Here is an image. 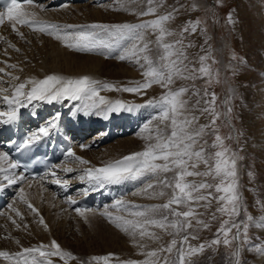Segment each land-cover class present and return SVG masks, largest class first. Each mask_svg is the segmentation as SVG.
I'll return each mask as SVG.
<instances>
[{"label": "snow or ice", "instance_id": "snow-or-ice-1", "mask_svg": "<svg viewBox=\"0 0 264 264\" xmlns=\"http://www.w3.org/2000/svg\"><path fill=\"white\" fill-rule=\"evenodd\" d=\"M140 2L141 0H115L116 6L113 10L127 11L139 16L152 15L156 18L141 23L59 25L39 19L37 12L26 10L18 0H11L6 9L0 11V25L7 21L11 25L12 31L21 38H24V33L19 30L18 25L27 26L33 31L53 36L56 40L61 41L64 47L73 51L97 52L106 55V57L115 51L117 52L116 58L121 61L135 58L139 63L143 59L147 68L143 72L144 82H134L133 86L128 87H117L87 75L66 77L59 74H49L42 79L28 78L22 82L10 84L9 87L0 86V103L6 105V110H0V125H11L17 122L21 109L32 105L34 101L48 104L79 101L77 111L85 116L95 114L106 117L114 112H132L142 107L156 109L155 115L144 125V130L148 132V135L142 137L147 141L142 151L125 155L121 159L106 161L99 167L92 166L90 160L77 155L71 147L65 151V156L71 158L69 162L78 163L81 166L79 180L86 182L92 190L103 189L108 185L141 182L143 187L133 195L143 194L148 198H162L168 195L166 190L171 192L168 200L163 204L145 206L132 203L121 197L110 206L115 212L109 211L107 207L99 212V215L105 217L117 229L132 237L134 245L140 249L139 255L144 257L141 260H121L118 261V264H192L193 256L203 254L207 248L217 249L221 244L231 250L228 260L232 261L234 258V264H242L241 254L245 248L259 257H264V242L253 243L249 236L250 227L264 229V217L254 218L242 205L237 178V160L241 157L225 143L226 139H236L239 142V136L242 133L237 132L235 137L231 135L223 137L219 134L216 124L221 116L216 105L218 97L215 92L210 93L207 88L204 90L203 97L209 98L204 100L206 107L201 109V112L209 113L212 119L209 124L196 127L198 117L187 113V101L183 99L189 89L181 87L173 90L171 87L176 79L194 81L207 78L206 83L210 85L215 77V82H220L218 70L213 73L211 66L207 63L209 59H212L213 63L216 62L210 56L211 46L208 45V39H205L208 51L199 57V68L195 66V63L189 61L186 51L187 48L194 47V45L190 41L185 43V34L195 35L198 30L201 34H206V22L200 18L187 21L178 33L179 39L169 42L167 38L177 35V33L170 30L167 24L174 20L176 14L185 6L173 7L172 11L157 15L159 9L163 7L162 0H146L145 11H138L136 8L130 7L131 4ZM220 2L221 0H216L217 4ZM25 3L32 6L33 0H25ZM200 7L197 0H193L190 10L197 11ZM228 22L235 23L231 12L228 13ZM202 25L204 26L202 27ZM149 31L156 36L155 41L146 40V33ZM150 44H155L161 50L158 62L146 55L151 51ZM10 47L19 51L14 44H10ZM201 50L205 51L204 46H201ZM7 66L13 69L17 67L15 64ZM140 66L145 67L144 64ZM0 74H3L0 76V84L7 83L4 79L5 76L13 81L20 80L19 76H13L6 72L5 68H0ZM233 74H235V69H233ZM153 85H160L167 91L159 100H149L146 105L127 104L122 100L112 101L100 94L104 90L146 94V90ZM231 91L232 95L224 101L225 112L223 113L229 119L233 112L231 101L235 95V91ZM194 94L200 95L199 92ZM59 119L60 114L57 113L52 120L48 121L47 126L40 127L37 132L27 136L19 143L17 150L30 149L41 137L49 136L50 129L57 127ZM151 120H159L164 124V129L157 126L155 135H153V129L149 128ZM169 128L171 129L170 133L165 131ZM209 128L212 129L215 136L210 147L216 151L212 153H207L204 147L207 141L203 139ZM80 147L87 149L90 145L82 144ZM201 163L206 167L203 172L197 171ZM19 168L18 161H12L8 153L0 152V191L4 187L24 183H27L29 188L32 187V183L26 175L16 173L15 170ZM58 171L68 174L77 171V169L68 166L62 168L53 166L49 173L53 178L52 183L66 187L69 180L59 176ZM168 173L173 175L169 177ZM209 176L218 179L219 182L210 184L205 180L196 183L187 179L188 177ZM158 187L161 189L160 191L155 190ZM211 189H214V192L219 195H214L213 191H210ZM17 198L39 217V223L47 229V223L39 214V210L30 202L29 193L23 186L19 188ZM213 199L221 205L217 211L221 215H226L228 219L222 221L220 228L217 229L215 239L207 243L192 245L191 240L199 239L195 235L196 226L199 225L203 229L210 227L208 223L198 219L200 213L197 206L208 207ZM201 202L204 204L201 205ZM67 203L75 205L77 201L68 197ZM8 207L23 220V214L13 204H9ZM181 207L186 210H180ZM260 207L264 209V204H260ZM74 210L85 221L88 220L89 213L96 214L91 209L81 207H76ZM242 210L245 213V219L237 220ZM2 214L0 213V215ZM212 218L216 219V215L213 214ZM9 219L16 228L21 227V224L17 223L15 219L11 217ZM24 227L28 226L25 224ZM153 229H159L173 236V239L167 246L162 245L149 250L148 245L141 241L148 239L158 242L161 240V236ZM234 229L235 232H233ZM16 243L20 244V241L16 240ZM234 244L235 248H233ZM174 251L177 254L176 259L170 260L169 257ZM53 258H59L63 264L78 260L72 252L62 249L55 240H52L50 244L41 243L32 247L21 246V250L15 253L0 250V259L9 262V264H56ZM113 259V254L96 255L87 262L78 261V264H112Z\"/></svg>", "mask_w": 264, "mask_h": 264}, {"label": "rangeland", "instance_id": "rangeland-1", "mask_svg": "<svg viewBox=\"0 0 264 264\" xmlns=\"http://www.w3.org/2000/svg\"><path fill=\"white\" fill-rule=\"evenodd\" d=\"M46 1L47 2L39 1L35 5L33 4L32 6L28 5L27 7H24L26 10L33 11L37 7L41 8V6H37L38 4H41L43 5L42 9H44V5L49 2L48 0ZM96 1L89 0V3L67 2L59 7L47 6L51 13L56 12L55 16H52L53 19L43 16L38 18L59 25H89L93 23H99L68 22V20H78L76 19V16L79 14L78 10L86 11V8L92 9L93 7L96 8L106 6L107 10L112 12L113 8L116 6L115 0H107L103 3ZM162 3L163 7L159 9L157 15L166 14L172 11L173 7L179 8L180 5L185 6V8H181L176 14V18L167 24V27L170 30L177 33V35L167 38L169 42L179 39L178 33L187 21L200 18L206 22V34H201L199 30L195 35L185 34V43L190 41L194 45V47L187 48L186 51L189 61L195 63V66L199 68V57L206 54V51H208V45H210V56L213 57L216 62L213 63L212 59H209L207 63L211 66L213 73L218 70L220 82L216 83L215 77L213 78V82L210 85L206 83L207 78L196 79L194 81L176 79L175 83L171 87L173 90H177L181 87H186L189 89L183 99L187 101V113L189 115L198 117V124L195 125L196 127H199L200 125H207L212 119L209 113L201 112V109L206 107L204 100L209 98L203 97L204 90L207 88L210 93L215 92L216 96L218 97L216 101L217 111L221 113L220 118L216 121V124L219 128V134L223 137H228L230 135L235 137L237 132L242 133V135L239 136V142H237L236 139H226L225 141V143L230 146L233 151H236L239 157H241L237 160V178L239 184L238 192L241 197V203L247 208V212L250 213L254 218L258 219L260 217H264V209L260 207V204H264V0H221L220 4H217L216 0H197V3L201 5L200 9L197 11L190 10L193 0H162ZM130 7L136 8L138 11H145L147 8L146 0H141L139 4H131ZM205 9H207V11H205ZM230 12L232 13V18L235 23L228 22V13ZM112 14H124L123 17L120 18L124 21L122 23H141L143 21L156 18L152 15L139 16L130 14L127 11H116L112 12ZM63 16H65V18ZM120 19L116 18V20ZM203 26L204 25H202V27ZM18 28L24 33V38L19 36L16 41H11L9 40L11 34H16L12 31L11 25L7 21H5L3 25H0V68H5V71L11 73L13 76L20 77L19 81H13L9 77L5 76L4 79L7 81V83L0 84L2 87H9L10 84H16L31 77L38 78L35 76V74L40 73V69H43V66L44 69L45 67H48L50 62H52L58 54L64 53V51L61 52V50L65 49L66 54L68 52V48L64 47L61 41H57V48H52L51 42H56V39L50 35L33 31L32 29H29V27H23L20 25H18ZM145 38L147 41H155L156 36L149 31L146 33ZM205 39H208V45H205ZM10 44H14L16 48L19 49V51H16L10 47ZM201 46H204L205 51L201 50ZM51 49H56L57 52L52 53ZM150 49L151 51L146 53V55L150 56L153 61L158 62L161 50L157 48L155 44H150ZM69 51L72 53H78V55H84L86 57H98L106 60V63L110 61L108 63L110 69L122 66L123 68L125 67V69L127 68L129 70V73H124V77H116L115 81L110 80L106 83L114 84L117 87H128L133 86L134 82H144L145 80L143 72L146 70L147 64L143 59L137 63L135 58L121 61L116 58V56L110 58L109 55L106 57V55L97 52H77L70 49ZM233 57H235V59H233ZM26 63L27 65H25ZM11 64H15L17 67L13 69L7 66ZM141 64H144L145 67L142 68L140 66ZM189 66L191 67V64H189ZM21 68L23 70H21ZM233 69H235V74H233ZM117 71L122 72L123 70ZM20 72L24 73L27 78H24L23 76L25 75L23 74V76H21ZM1 75L3 74H0V76ZM94 79L100 81V78ZM231 90L235 91V95L231 101L233 112L231 114V119H229L226 118L223 113L225 112L224 101L226 98L232 95ZM166 91L167 90L162 88L160 85H153L150 89L146 90V94H133L117 91L119 93L118 95H115L117 92H113L110 94V96L112 98H116V100H123L125 103L127 102V104L146 105L149 100H159L160 97L166 93ZM103 92L104 91L101 93ZM195 92H199L200 95H195ZM124 96H126V98ZM197 101H199V104H197ZM140 110L141 114H139V117L144 116L146 112L149 114L135 133L128 134L124 137H118L114 141L107 144H101L100 142L96 143V141L99 139L97 135L91 136L88 139L86 145H90V147H88V151L91 155L89 160L91 161L92 166H96L97 163L94 160V154L99 156L100 153L102 154V152L107 148V146L109 147L114 143L127 140L128 138L139 139L140 141L144 139L142 137L148 135V132L144 130V125L146 122L150 121L151 117L155 115L157 110L151 107H142ZM157 126H159L161 129H164V124L159 120H151L149 128L153 129V135H155V129ZM165 131L170 133L171 129H165ZM214 138L215 136L212 132V129L209 128L207 130V134L203 137V139L207 141V144H204L207 153L216 151V149L210 147L214 141ZM91 140L94 142H90ZM146 143L147 141L144 139V146L141 147L140 151L145 148ZM84 158L88 159L86 157ZM4 166L6 167V165ZM64 166H72V168L78 169L77 171H80L81 169L78 163L67 162L62 167ZM205 170V165L201 163L197 171L203 172ZM167 175L171 177L173 174L168 173ZM77 177L78 176H75V178ZM187 179L196 183H200L205 180H207V182L210 184H216L219 182L218 179H214L211 176L188 177ZM73 182L76 183V180ZM42 185L44 187H49L51 193L56 197L58 196L56 193V188L50 187L47 182H44V184L41 185L39 183V185L37 184L31 188H33V192L34 190L37 191L38 188H40V191L42 190ZM25 186L28 187V184H24L23 187ZM141 187H143V184ZM155 190L160 191L161 189L158 187ZM166 191H168V195L162 198H156L151 202H146L145 206L165 203L171 195L170 190ZM210 191H213L214 195H219L214 192V189H211ZM35 193L36 192L30 196L31 199L29 200L32 201L33 198L35 199L37 197L42 198V196H39L38 194V196H36ZM132 196L133 194L128 196L126 200L130 201ZM143 196L144 195L142 194L140 197ZM58 197V203L56 202L57 205L54 207H56L55 209H58L59 213L57 212V215L53 213L50 216L54 217V223H56V225L59 224L57 228H60V224L63 223V231H60L61 235L55 236V239L59 242L60 240L64 242L67 239H70L73 244H81L85 246L86 249H89L91 246L93 250L92 253L87 251L84 255L83 253H80L78 261L87 262L92 256L108 254H113L114 256L112 264H118V261L121 260L144 259L143 256L139 255L140 249L134 245L132 237L117 229L105 217L99 215L98 212H95V215L89 213L88 220L85 221V219L79 216L75 211H71L69 207H66V205H68L67 202L60 208L57 207L59 206L58 204L60 200H58ZM62 200L66 201V199ZM135 202L137 203L136 200H134V202L132 201V203ZM203 204L204 202H201V205ZM13 206L23 214V220H21L19 216L17 217L16 213L12 212L11 208L6 210V212L0 216V226H5L8 223L13 226L12 231L10 232L11 236L18 230L22 231V238H32L35 242L30 243L29 247L38 246L41 244L40 242L44 244H50L49 242L54 240V237H52V234L49 230H47L46 235V233L42 232L38 228V234L33 232L26 236L27 232L29 233L33 231V224H30V222L27 221V215H34L37 218L39 217L31 212V210H29L27 206L21 201H16L13 203ZM220 206L221 205L215 199L211 201V204L208 207L197 206V210L200 213L198 219L205 221L210 225V227L203 229L201 226L197 225L195 235H197L199 239L191 240L190 242L192 245L207 243L216 238L217 229L220 228L222 221L228 219L226 215H221V213L217 211ZM49 207L54 209L51 204ZM108 208L109 211L115 212V210L111 207ZM38 210L40 215H42L43 209L40 207V205ZM180 210L186 209L181 207ZM102 211L103 210H101V212ZM213 214L216 215V219L212 218ZM9 217L15 219L19 224L20 221H25V223L21 224L19 229L14 228L16 226L11 222ZM244 219L245 213L242 210L237 220ZM25 224L28 227L24 229L22 226L24 227ZM65 228L68 229L67 235L69 237H66V235L64 239L63 237ZM153 230L161 236V240L158 242H153L148 239L141 241L142 243H146L148 245L149 250L159 248L162 245L167 246L171 239H173V236H170L159 229ZM233 232H235V229ZM7 233H9L8 230ZM46 236H48V238H46ZM249 236L252 238L253 243L264 242V234L258 232L255 227H250ZM137 239L139 238L137 237ZM177 239H179V237H177ZM233 248H235V244L233 245ZM230 251L231 250L226 249L223 244H221L217 249L207 248L203 254L192 257V264H234V258L232 261L228 260ZM176 256L177 254L174 251L169 259L175 260ZM256 258L257 255L255 253L249 252L247 248H245L241 254L242 264H244L245 261L246 264H255L254 261ZM78 261L76 264H78ZM59 264H63L62 261Z\"/></svg>", "mask_w": 264, "mask_h": 264}, {"label": "bare ground", "instance_id": "bare-ground-1", "mask_svg": "<svg viewBox=\"0 0 264 264\" xmlns=\"http://www.w3.org/2000/svg\"><path fill=\"white\" fill-rule=\"evenodd\" d=\"M48 1L49 2L44 5V9H42L43 5H41V4L39 5L38 4L37 6H41V8L37 7V8H35L33 10V11L38 13V17L43 16V17H47V18L53 19L52 16L53 15L55 16L56 12L55 13H51L48 10V8H47V6H50V3L53 0H48ZM99 1L102 2V0H97V2H99ZM25 7H27V6H25ZM78 12H79V14L76 16V19H78V20H68V22H71V21L72 22H79V23L80 22H83V23H86V22H90V23L91 22H99V23H106V24H118V23L124 22L123 19L122 20L120 19L121 17H123L124 14L123 15H121V14H118V15L117 14H112V12H116V11L112 10V12L111 11L109 12L107 10L106 6L96 7V8L93 7L92 9L86 8V11L78 10ZM65 16H63V17L65 18ZM129 17H131V16H129ZM116 18L120 19V20H116ZM61 19H62V17H61ZM133 22H134V20H133ZM18 38H19V36L17 34L12 33L9 40L16 41ZM57 41L58 40H56V42L55 41L51 42L52 48H57L56 47ZM58 42H60V41H58ZM44 49H45V46H44ZM63 51H64V53L58 54L56 56V58L52 62H50V65L48 67H45V69H44V66H43V69L40 67L41 68L40 69V73L35 74V76H37L38 78H44L45 76H47L49 74H59V75H63V76H66V77H81V76L87 75V76H90L92 78H100L101 82L106 83V82H108L110 80H114L115 81L116 77L117 78L124 77V73L129 71L127 68L125 69V67L123 68L122 66H119V67L114 68V69H110L109 66H108V63L110 61L108 63H106V60L98 58V57H86L84 55H78V53H72L71 51H69V49H68L67 54H66V50L65 49L61 50V52H63ZM55 52H57L56 49L52 50V53H55ZM38 55H40V54H38ZM25 65H27V63ZM45 66H47V65H45ZM117 70H123V71L122 72H118ZM22 74L25 75L24 73H21V76H23ZM23 77L27 78L26 75L23 76ZM104 92L100 93V94L105 96V97H107L108 99H110L112 101L116 100V98H112L110 96V94H112L113 92H117V91H105L104 90ZM118 94L119 93L117 92L115 95H118ZM124 97L126 98V96H124ZM139 114H141V110L140 109L134 110L132 112H127V111H121V112H118V113L114 112V113L109 114L106 117L102 115V117L100 119H97L96 121L104 123L103 120L109 119L111 116H114V117L120 118V119H126L129 115H131L130 117H133L132 118V120H133L134 117H135V119H136V117L139 118ZM85 117H87V116H83L81 120L86 119ZM132 122L133 121L130 120L126 124L125 128H121L120 132H123L124 130L126 131L127 129H131L133 127V123ZM84 123L88 126V120L84 121ZM142 146H144V139L139 141V139H129V138L127 140H123V141H119L117 143H114L113 145H110L109 147L107 146V148L105 150L103 149L104 151L102 152V154L100 153L99 156H96L94 154V157H95L94 160H95V162H97L96 166L99 167L106 161L121 159L125 155H129L131 153L140 151ZM259 146H261V145H259ZM74 150L77 153V155H79V156H81L83 158L86 157L89 160V157H91L90 152L88 151V148L87 149H82L81 147H76V148H74ZM70 167H72V166H70ZM79 167H81V166L79 165ZM16 173L18 174V172H16ZM62 174H64V173H62ZM67 180H69L70 183H72L74 180H76V183H77L78 182L77 180H79V178L78 177L77 178L73 177V178L67 179ZM31 183H32V187H34L37 184L39 185V183H40V185L44 184V182L41 181V180L40 181H33ZM47 183L50 186L51 183L50 182H47ZM76 183L73 182L72 185L76 184ZM24 184H26V183H24ZM24 184H22L21 186H24ZM24 189H25L26 192L29 193V199H31L30 196L33 195L34 192H36L35 193L36 196H38V195L42 196V198L41 197H37L35 199L33 198L32 201L30 200V202L37 209L39 208V205H40V207L43 209L42 216H43L44 219H46V217H47V219L44 220V221L48 225V228L45 229L43 227V225H41L39 223V218L35 217L34 215H31V216L27 215V221L30 222V224H33L32 225L33 226V231H31L29 233L27 232L26 236L30 235L33 232L37 233V228H38L42 232L46 233V235H47V230H49L51 232V234H52V237H54V240L57 241L55 239V236H60L61 235L60 231H63V223L60 224V226H59L60 228H57V226L59 224L57 223L58 225H56V223H54V217H51L50 215L53 214V213L55 215H57L59 213L58 209H55L56 207H54L55 205H57L56 202H57V197L59 195L56 197L54 194L51 193L49 187H46V186L44 187L43 185H42V190H40V191H39L40 188H38L37 191L34 190V192H33V190H32L33 188H28L27 186H25ZM140 196L141 195H133L130 198V201L134 202V200H136L138 204L145 205L146 202H151V201L156 199V198H148L146 195H144L143 197H140ZM58 200H59V204H58L59 206H57V207H59V208L66 203L65 200H62L59 197H58ZM16 201H19V200H16ZM16 201H13L12 204L15 203ZM50 204L52 205V207H54V209H51L49 207ZM66 207H69V206L66 205ZM8 209H9V207L6 210H8ZM6 210L3 211V213H5ZM26 213H28V212H26ZM23 223H25V221H20V224H23ZM68 226H67V228H68ZM12 227L13 226L10 225V223H8L5 226H3V225L0 226V250H6V251H9V252L15 253V252L21 250V246L22 247H29L30 243H35L32 238H30V239L28 237L27 238H22V231H20V230H18L17 232L13 233L12 236H11L10 232L12 231ZM14 228H16V227H14ZM22 228L25 229V227H23V226H22ZM67 228H65L64 237H63L64 239H65V236L67 235V232H68ZM6 229L9 231V233H7ZM256 229H257L258 232L264 234V229H258V228H256ZM62 235H63V232H62ZM66 237H69V236L67 235ZM46 238H48V236H46ZM16 240H19L20 244H17ZM57 242L61 245L62 249L72 252L78 258V260H79L80 253H83V255H84L87 251L90 252V253H92V251H93L91 246L89 247V249H86V247L81 245V244L80 245L73 244L70 239H67L64 242H62L61 240H60V242L59 241H57ZM40 243H42V242H40ZM49 243H51V242H49ZM53 259L56 261V264L61 263V261H59V258H57V259L53 258ZM78 260L70 261L69 264H76ZM254 263L255 264H263L264 263V257L257 256V258L254 261ZM0 264H9V262L3 261L2 259H0Z\"/></svg>", "mask_w": 264, "mask_h": 264}]
</instances>
